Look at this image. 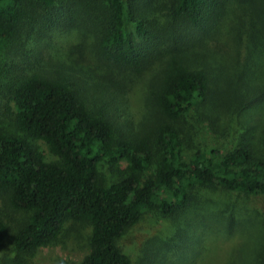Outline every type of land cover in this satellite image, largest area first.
Here are the masks:
<instances>
[{
    "label": "trees",
    "instance_id": "1",
    "mask_svg": "<svg viewBox=\"0 0 264 264\" xmlns=\"http://www.w3.org/2000/svg\"><path fill=\"white\" fill-rule=\"evenodd\" d=\"M216 188L264 197V0H0V264L87 229L58 264H134L145 215L188 237Z\"/></svg>",
    "mask_w": 264,
    "mask_h": 264
},
{
    "label": "rangeland",
    "instance_id": "2",
    "mask_svg": "<svg viewBox=\"0 0 264 264\" xmlns=\"http://www.w3.org/2000/svg\"><path fill=\"white\" fill-rule=\"evenodd\" d=\"M134 93L135 105L131 113L136 115L139 98L145 96L139 89ZM142 110L138 111V117ZM122 111L126 113V110ZM201 141L226 149L232 146L231 140L221 141L207 133ZM43 147L47 150L45 144ZM105 172L110 179L115 178L109 170ZM205 194L218 202L204 205L200 211V224L189 229L188 237L181 229L174 234L172 222L153 213L145 215L142 222L121 240L120 247L134 264H264V197L230 193L221 188ZM231 211L235 212L232 224L228 219ZM194 215L189 211L187 218L194 220ZM88 233L89 229L80 238V245L67 239L66 247L59 243L42 248L34 259L35 264H58V259L80 260L90 249Z\"/></svg>",
    "mask_w": 264,
    "mask_h": 264
}]
</instances>
